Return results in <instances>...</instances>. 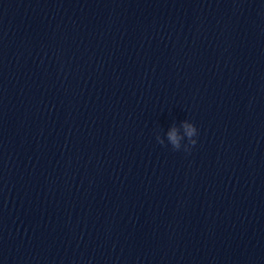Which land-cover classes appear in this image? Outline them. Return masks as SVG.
Returning <instances> with one entry per match:
<instances>
[{"label": "clouds", "instance_id": "1", "mask_svg": "<svg viewBox=\"0 0 264 264\" xmlns=\"http://www.w3.org/2000/svg\"><path fill=\"white\" fill-rule=\"evenodd\" d=\"M197 135L198 129L196 126L188 120H185L181 124V129H177V127L173 126L167 132L166 139L174 151H179L183 147L185 153H190L191 148L197 143L195 139ZM185 138H187V143L182 145V141H184ZM156 139L159 144H165V139L161 136L157 135Z\"/></svg>", "mask_w": 264, "mask_h": 264}]
</instances>
